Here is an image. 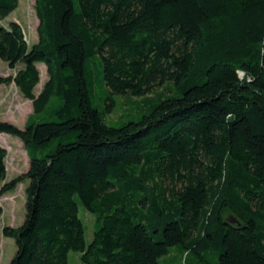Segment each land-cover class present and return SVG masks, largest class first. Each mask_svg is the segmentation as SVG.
I'll return each mask as SVG.
<instances>
[{
	"label": "trees",
	"instance_id": "trees-1",
	"mask_svg": "<svg viewBox=\"0 0 264 264\" xmlns=\"http://www.w3.org/2000/svg\"><path fill=\"white\" fill-rule=\"evenodd\" d=\"M32 1L36 43L0 26V61L15 71L0 86L33 110L22 130L0 121L29 161L0 191L28 181L23 224L2 228L10 264H68L70 252L81 264H159L175 246L182 264H264V0ZM17 6L0 0V23ZM94 65L105 112L111 95L169 94L108 125ZM43 113L53 120L36 121ZM5 159L0 147V183ZM79 205L94 217L88 244Z\"/></svg>",
	"mask_w": 264,
	"mask_h": 264
},
{
	"label": "rangeland",
	"instance_id": "rangeland-1",
	"mask_svg": "<svg viewBox=\"0 0 264 264\" xmlns=\"http://www.w3.org/2000/svg\"><path fill=\"white\" fill-rule=\"evenodd\" d=\"M16 23L21 26L27 44L32 46L37 42L36 29L38 20L34 12V2L32 0H18V6L8 17H6L0 26L8 29L10 23ZM37 69L40 73V83L35 88V94H38L41 86L46 80V71L43 65L38 64ZM92 81L94 84L92 98L94 106L103 112V118L106 124L111 126H120L127 122L137 121L142 114L146 113V108L157 101L158 95L163 93L168 95L167 91L162 88L155 89L153 93L145 97H136L130 93L124 95H111L110 99L113 106L107 109L106 105L110 100L104 103L102 99L105 97V87L99 82V68L94 65L91 69ZM15 71L10 70L6 63L0 61V77L14 76ZM168 88V87H167ZM55 100H51L53 104ZM33 113L31 102L25 100L18 93L14 84L0 86V121L10 123L19 129H24L27 118ZM53 117L48 113L37 116L36 121L47 122L52 121ZM0 147L6 150V178L0 183V191L5 184H9L16 178L22 176L28 171L29 161L24 149L23 143L15 137L0 134ZM28 181H23L13 191L0 194V208L2 215L0 217V264H10L16 253L14 241L10 238L2 236L3 227H19L23 224L25 218V188ZM79 217L82 218L85 226V240L87 244L91 241L94 232V217L87 213L84 208L79 205ZM180 247H172L169 253L158 259L159 264H182L183 256ZM192 256L190 255L188 260ZM68 264H81L79 255L70 252L68 254Z\"/></svg>",
	"mask_w": 264,
	"mask_h": 264
}]
</instances>
